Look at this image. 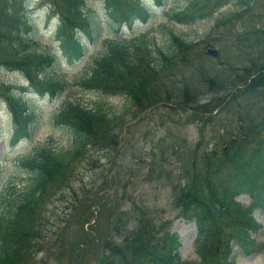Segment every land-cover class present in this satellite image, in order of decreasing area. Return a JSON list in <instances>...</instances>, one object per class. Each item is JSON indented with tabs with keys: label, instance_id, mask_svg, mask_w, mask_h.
<instances>
[{
	"label": "trees",
	"instance_id": "obj_1",
	"mask_svg": "<svg viewBox=\"0 0 264 264\" xmlns=\"http://www.w3.org/2000/svg\"><path fill=\"white\" fill-rule=\"evenodd\" d=\"M188 1L184 11H164L163 17L171 22L191 24L236 0H204L201 5ZM247 1L238 0L249 11L254 5L252 0ZM22 2L28 3V0ZM54 3L56 8L59 6L55 13L63 15L59 28L61 48L67 60L76 63L84 58L87 50L79 34L85 32L93 40L92 23L82 14V0H54ZM105 4L117 32L154 16L140 0H106ZM17 7L16 13H20L22 7ZM207 7L209 13H203ZM2 16L6 20H0V25L5 23V27L0 28V52L4 56L14 53L21 61L0 63L21 69L42 95L54 97L62 92L64 85L58 84V91L54 81L43 82L45 77L39 79L57 59L50 55L31 59L22 56L23 25L12 20L15 12L5 10ZM223 17L225 19L217 21L216 29H221L228 21ZM68 23L76 26L72 33L67 29ZM252 35L256 38L255 47L260 49L264 44V30H255ZM106 44L109 49L96 60L83 80L84 88L109 97H126L141 113L158 103H170L174 106L163 105L169 110L166 114H186L185 119L200 120L211 129L209 143L197 145L182 155L185 156L182 167L185 185L174 187L175 209L196 224L194 245L203 264H235L231 259L234 247L244 257L258 253L261 246L254 236L260 233L262 226L253 217V210L264 209V63L253 62L247 66L248 62L243 61L241 69L230 66V72H218L203 59L209 58L207 52L204 57L195 55V45L175 35H172L171 53L158 50L157 55L145 37L107 41ZM226 86L233 87L235 92L225 90ZM2 87L5 91L0 90V96L7 99L15 123L14 140L30 139L35 116L29 113L23 95ZM202 89L212 91L213 97L203 99L205 91L202 93ZM60 113L56 122L71 129L73 144L58 153L39 147L33 156L23 161L33 176L13 210L0 218V264H29L32 252L43 246L42 235L50 226L49 219H43V207L49 205L57 193L71 188L73 167L87 156L90 147L115 151L120 145L118 117H110L102 108L92 110L70 103ZM151 154L155 161L157 150ZM88 191L85 189L84 194ZM243 194L252 198L250 205L237 202V197ZM122 223L123 214L105 235L102 244L105 253L98 260L100 264H185L179 254V237L171 234L172 222L158 224L143 216L132 230L125 229Z\"/></svg>",
	"mask_w": 264,
	"mask_h": 264
},
{
	"label": "rangeland",
	"instance_id": "obj_2",
	"mask_svg": "<svg viewBox=\"0 0 264 264\" xmlns=\"http://www.w3.org/2000/svg\"><path fill=\"white\" fill-rule=\"evenodd\" d=\"M105 1L82 0V14L91 20L93 40L85 32L80 33L86 45V54L82 60L72 64L61 50L57 31L63 15L57 18L50 16V12L55 15L53 10L58 12L59 9V6L56 8L54 0H32L30 4L32 10L24 8L20 13L16 12L17 5L21 6V0H0V20H5L2 13L9 8L12 13L15 11V19L12 20L23 25L20 49L22 56L29 59L32 56H55L57 62L47 66L42 75L45 77L43 82L48 79L54 81L57 90L58 84L65 87V91L57 98L44 97L36 94L35 88L31 89L22 72L9 65L0 66V86H11L19 92L20 87L26 88V92L29 93H26L25 99L31 112L36 116L32 138L14 145L11 142L14 123L5 99L0 98V218L8 215L10 204L14 206L18 203L21 191L33 176V172L22 165L23 159L38 147L58 153L72 146L74 137L71 130L55 123V117L67 104H80L92 110L102 108L110 117H118L120 126L118 133L121 139L124 138L122 135L124 125L141 115L137 108L132 107L130 99L103 96L87 91L81 84L95 66L96 60L104 56L107 48L109 49L107 41L118 42L121 39L130 41L132 38L145 37L154 55H157L158 50L171 53L172 35H175L194 44L195 55L203 54L204 57L207 48L217 50L219 58L209 56L203 59L218 72H230V66L241 69L243 61L248 62L247 66L253 62L264 63V44L260 49L256 48V38L252 35L255 30H264L262 18L264 0H257L249 11L232 3L219 14L189 25L167 22L163 17V11H184L188 5L187 0H143L153 9V18L148 22H137L133 27H125L118 34L110 22ZM203 1L197 0L199 5ZM158 2H161L162 6H158ZM209 11L210 8L207 7L202 12L208 14ZM223 16L227 17L228 21L221 29H216L218 19L221 17L225 19ZM74 21L76 23L75 19ZM31 25H34V30ZM74 27L76 26L67 24V29L71 33ZM250 56L253 59L250 60ZM0 61L21 60L13 53L9 56L0 54ZM30 66L35 67L33 63ZM0 90L5 89L0 87ZM225 90L231 91L233 87L226 86ZM204 91L201 90L202 93ZM211 97L213 92L205 91L203 98ZM168 112L169 110L160 108L138 124L132 125L126 132V144L117 159L115 170V177L121 190L119 194L116 193L114 197L106 199L105 204L100 206L98 214L96 210L103 197L95 200V194L104 185L105 188L112 189L115 184L113 170L116 150L89 148L87 156L73 167L75 172L71 188L57 193L51 203L43 207V219L49 218L50 225L55 224L57 229L48 228L44 235L47 238V241L43 242L45 246L39 249L30 264H43L44 260L45 264H100L98 260L103 253L98 247L102 246L103 239L98 232H94V229H101L103 236L108 234L121 213H124L122 225L128 230L134 229L143 216L154 219L158 224L173 222L171 234L180 238L181 259L185 264H203L194 248L197 237L195 223L182 218L174 207V187L185 185L182 179L185 156L182 155L197 145L209 143L212 138L211 129H207L200 120L185 119L186 114L176 116L174 112H170L169 116L165 117ZM155 149L157 157L154 161L151 152ZM85 189L89 190L87 194H84ZM238 201L247 206L251 198L242 196ZM254 216L264 227V211L254 209ZM257 238L264 246V229ZM56 240L57 246L52 248ZM119 240L121 241L120 237ZM233 260L236 264H264V248L263 252L249 258H242L236 254Z\"/></svg>",
	"mask_w": 264,
	"mask_h": 264
},
{
	"label": "water",
	"instance_id": "obj_3",
	"mask_svg": "<svg viewBox=\"0 0 264 264\" xmlns=\"http://www.w3.org/2000/svg\"><path fill=\"white\" fill-rule=\"evenodd\" d=\"M210 54H212V55H214V56H216L217 55V52L216 51H210ZM155 108V107H154ZM152 110H150V112H151ZM128 126V125H127ZM127 126L125 127V128H127ZM119 152V151H118ZM116 160H117V155H116V157H115V163H116ZM115 170H116V166H115V169H114V171H113V174H115ZM118 188V186L116 185L115 186V188H114V190L115 189H117ZM119 189V188H118ZM111 194H113V192H111Z\"/></svg>",
	"mask_w": 264,
	"mask_h": 264
},
{
	"label": "bare ground",
	"instance_id": "obj_4",
	"mask_svg": "<svg viewBox=\"0 0 264 264\" xmlns=\"http://www.w3.org/2000/svg\"><path fill=\"white\" fill-rule=\"evenodd\" d=\"M182 24H185V23H182Z\"/></svg>",
	"mask_w": 264,
	"mask_h": 264
}]
</instances>
